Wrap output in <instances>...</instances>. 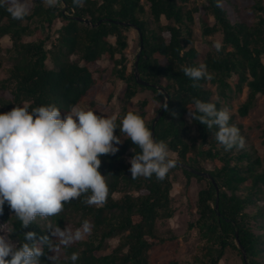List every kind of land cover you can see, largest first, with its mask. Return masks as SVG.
<instances>
[{
	"label": "trees",
	"instance_id": "trees-1",
	"mask_svg": "<svg viewBox=\"0 0 264 264\" xmlns=\"http://www.w3.org/2000/svg\"><path fill=\"white\" fill-rule=\"evenodd\" d=\"M249 1L252 3L239 5L231 0H82L77 6L73 0H59L55 7H49L44 0H27L29 14L23 20L13 19L6 6H0V72H4L0 79V113L15 106L27 105L31 111L54 104L63 117L72 106L85 101L88 108L103 116L106 106L97 97L106 96L110 101L113 91L108 84L120 80L125 89L117 124L132 111L144 119L151 131L167 93L169 101L156 124L154 138L168 144L175 154L173 159L209 172L219 187L215 209L214 184L177 164L162 181L155 175L131 179L129 160L135 154L132 149L140 150L116 129L115 135L122 140L116 145L119 151L100 157L99 171L106 176L109 188L104 205L88 206L81 197L65 203L59 214L37 217L28 228H23L5 202L0 212V235L6 234L21 246L33 243L25 239V233L34 232L35 242L44 253L41 264H73L69 259L72 253L79 254L75 264H151V251L170 241L158 234V224L176 214L173 177L180 170L186 179L184 194L189 210L197 215L188 225V230L199 236L189 264H222L229 255L235 256L238 264H244L236 234L246 250L248 264H264L262 158L254 148L225 150L215 138V127L210 130L188 118L194 97L214 103L217 109L223 107L212 98L209 82L217 86L221 96L231 88V78L238 90L248 86L247 99L239 108L241 116H246L258 95L264 94V0ZM189 2L192 6L186 8ZM246 13L253 17H246ZM195 14L203 36L220 38L219 52L214 40L208 41L201 52L193 46L191 25ZM77 17L92 23L115 19L139 27L143 48L137 71L143 80L158 88L137 83L136 56L128 66L133 27L108 20L93 27ZM162 18L167 22L163 23ZM5 36L11 45L2 44ZM26 37L34 39L25 41ZM134 41L140 49L138 32ZM3 51L6 57L1 54ZM103 58L108 67L100 64ZM6 59L10 64L5 68ZM200 63L207 65L212 79H202L199 87L194 88L182 68ZM229 124L239 129L244 141L248 139L242 124L235 122L232 115ZM262 132L264 137V127ZM204 162L213 167L206 169ZM192 178L202 183L195 201L190 195ZM85 222L90 225L85 238L68 246L60 244L59 232L75 234ZM111 239H117V245L106 253ZM164 264L183 263L173 255Z\"/></svg>",
	"mask_w": 264,
	"mask_h": 264
},
{
	"label": "clouds",
	"instance_id": "clouds-1",
	"mask_svg": "<svg viewBox=\"0 0 264 264\" xmlns=\"http://www.w3.org/2000/svg\"><path fill=\"white\" fill-rule=\"evenodd\" d=\"M59 0H44L55 7ZM79 6L82 0H73ZM15 20H23L29 14L27 0H0ZM217 52L222 48L214 43ZM185 76L199 87L202 79L211 80L207 65L185 66ZM193 109L189 120H196L208 129L216 128V140L225 150L244 147V138L235 125H230V109H217L211 102L193 98ZM118 117L96 114L91 108L72 106L61 116L56 105L39 106L29 111L28 106H15L0 113V212L5 202L21 222L28 228L37 217L48 218L59 214L64 204L84 197L88 206H102L109 194L106 176L99 171L101 156L115 155L122 143L115 135L119 129L126 139L139 148L129 163L131 179L139 177L164 180L175 167L176 160L170 158V149L163 140H156L144 119L137 113L127 112L120 123ZM90 193V194H89ZM90 225L85 222L83 232ZM60 244L68 246L81 238L75 234L59 232ZM25 239L33 243L17 246L6 234L0 235V264H41L43 250L36 241L34 232H26ZM47 243V241H44ZM51 247V245H49ZM55 260L56 257H49ZM69 259L75 264L78 253Z\"/></svg>",
	"mask_w": 264,
	"mask_h": 264
},
{
	"label": "rangeland",
	"instance_id": "rangeland-1",
	"mask_svg": "<svg viewBox=\"0 0 264 264\" xmlns=\"http://www.w3.org/2000/svg\"><path fill=\"white\" fill-rule=\"evenodd\" d=\"M235 4L239 5H248L251 4L252 1L249 0H231ZM192 6V2L186 4V8H190ZM195 22L191 25L193 34V46L201 52L208 44V41L214 40L220 41L218 36L215 37H205L201 33L200 23L198 19V14H195ZM246 17H253V15L245 14ZM162 22L166 23L167 21L162 18ZM137 37V32H131L132 41L130 43V48L128 49L129 56V68L133 62L134 57L139 52V49L136 48L135 39ZM34 37H26L25 41L33 40ZM4 46L11 45V41L8 36H5L1 40ZM4 57L7 56V53L3 51L1 53ZM197 60H200L198 57ZM9 62L6 59L4 63V67L9 66ZM51 65L50 63H48ZM100 64L104 67H108L107 59L103 58L100 61ZM107 72H110V68H108ZM4 77V72H0V79ZM231 88L226 91L225 96H221L219 94V90L215 84H211L210 82L207 84V87L212 90V98L214 100H219L223 107H228L230 109V113L234 116L235 122L242 124L245 132L248 134V139L244 141V147L246 148H254L257 150L260 158H262V166L264 167V137L262 132V127H264V94H259L257 97V101L252 107L246 116H241L239 114V108L245 102L248 96V86L243 85L241 90L236 88L234 79H229ZM109 89L113 91V98L108 101L106 96H98L97 100L100 104L105 105L104 109L105 117H110L112 115H118L123 105V92L125 89V85L120 80H113L108 84ZM7 95V93H5ZM133 102H136L134 99ZM77 106L88 108V105L85 101L80 102ZM152 112L155 110V106L152 105ZM155 112V111H154ZM157 115V113H156ZM155 115V116H156ZM170 157H175V154L170 152ZM204 167L206 169H211L213 164L210 162H204ZM174 185L172 189L173 196V206L176 208L175 216L166 222H161L158 224V234L167 238H170L168 243H165L163 246L156 248L151 251V264H164V262L171 258L173 255H176L178 259L183 264H189V257L191 254L195 252L196 245L199 242V236L195 231H189L188 225L190 222L196 220L197 215L194 212L189 210V203L184 194V184L186 179L180 170L174 173ZM202 183L197 181L195 178L191 179L190 182V195L193 200H196L197 192L201 189ZM118 197L119 194H116ZM81 231V238H85L87 233L83 232V228L79 229ZM109 248L107 252H110L113 247L117 245V239H111L108 241ZM222 264H238V260L235 256L229 255L227 260L223 261Z\"/></svg>",
	"mask_w": 264,
	"mask_h": 264
},
{
	"label": "water",
	"instance_id": "water-1",
	"mask_svg": "<svg viewBox=\"0 0 264 264\" xmlns=\"http://www.w3.org/2000/svg\"><path fill=\"white\" fill-rule=\"evenodd\" d=\"M77 19L79 21H81V22H84L85 24H90L93 27H96L97 25H99L100 23H102L105 20H108V21H110L112 23L120 24V25L129 24V23H125V22H122V21H119V20H115V19H101L97 23H92L89 19L83 18V17H77ZM129 25L131 27H133L138 32L139 38H140V49H139V52L137 53L136 59H135V78H136V81H137L138 84L143 85V86H151V87H154V88H158V86L156 84H153V83H150L148 81L143 80L141 78L140 74L137 71V61L139 59L140 51L143 48V37H142V32H141V30H140L139 27H137L133 23H131ZM159 90L162 91V92H164V90L162 88H159ZM165 94H166V99H165L164 105L160 109V111L157 113V115L154 117V120H153V123H152V126H151V131L153 133V137H154V131H155L156 124L159 121V118L164 114V111L166 109L167 103L169 101V95L167 93H165ZM176 164L179 165V166H181V167L186 168L187 170H189L191 173H193L195 175L208 178L214 184L215 189H216V205H215V209H218L219 187H218L217 182L213 178V176L209 172H207V171L195 169V168H193V167H191V166H189L187 164H184L182 162H179L177 160H176ZM236 245L240 249V251L242 252L244 264H248L247 253H246V250H245L244 246L239 241L238 234H236Z\"/></svg>",
	"mask_w": 264,
	"mask_h": 264
}]
</instances>
